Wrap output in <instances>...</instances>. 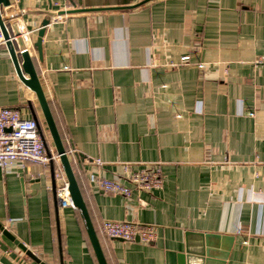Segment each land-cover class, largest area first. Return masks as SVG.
Wrapping results in <instances>:
<instances>
[{
	"label": "crops",
	"instance_id": "crops-1",
	"mask_svg": "<svg viewBox=\"0 0 264 264\" xmlns=\"http://www.w3.org/2000/svg\"><path fill=\"white\" fill-rule=\"evenodd\" d=\"M10 2L32 45L49 20L30 56L106 263L176 264L190 233L229 246L224 264H264V0ZM0 108L36 120L54 149L6 46ZM124 164H158L162 188L124 198L92 182L127 185ZM52 166L0 169V224L40 260L0 231V264H98L79 212L56 203ZM103 221L153 224L157 237L110 240Z\"/></svg>",
	"mask_w": 264,
	"mask_h": 264
},
{
	"label": "built area",
	"instance_id": "built-area-1",
	"mask_svg": "<svg viewBox=\"0 0 264 264\" xmlns=\"http://www.w3.org/2000/svg\"><path fill=\"white\" fill-rule=\"evenodd\" d=\"M136 1L141 3L143 0ZM12 9L14 11L13 6ZM1 17L9 40L13 41L14 38L6 16L2 13ZM61 19L60 16L53 17L51 22H57ZM18 27L20 37L30 53L33 50L31 32L24 29L19 23ZM5 43L6 40L0 28V47L5 46ZM186 61H188V57L181 58L182 63ZM179 65L170 63L169 67L176 68ZM199 68H202V65H199ZM17 162L43 166H48L50 163L59 164L55 150L53 148H46L43 135L38 128L36 120L23 118L17 109L0 108V169L7 171ZM95 164L101 165L100 160H96ZM55 179L58 182L56 185V197L59 205L61 207H72L67 189L68 184L60 166L55 171ZM123 180L127 185L116 180L92 178V182L100 191L124 198H129L132 190L149 194L153 190L162 188V174L158 164H146L141 169L133 172L130 171L129 164H124ZM101 233L110 240H120L123 242L139 241L143 244H151L156 240L157 227L153 224L103 221Z\"/></svg>",
	"mask_w": 264,
	"mask_h": 264
},
{
	"label": "water",
	"instance_id": "water-1",
	"mask_svg": "<svg viewBox=\"0 0 264 264\" xmlns=\"http://www.w3.org/2000/svg\"><path fill=\"white\" fill-rule=\"evenodd\" d=\"M144 3V2H143ZM1 10H3L4 15L7 18V22L14 38L13 41L9 40L8 33L5 29L3 19L1 17ZM49 24V20H44L41 24V29L37 33V39L33 43V48L37 51L39 59L41 58V42L45 31V28ZM0 28L6 40L5 46L7 47L15 65V69L18 75L21 77V71L27 75L28 84L31 90L34 92L38 106L40 108L44 123L46 125L49 137L53 144L54 150L58 156L59 164L64 173L67 181V189L69 197L71 200L72 207L79 212V215L84 223L85 231L87 234L88 241L96 258L98 264H107L99 238L95 232L93 224L91 222L86 204L83 200L77 179L75 177L74 171L72 169L71 162L69 160L66 149L63 145L62 139L58 132L56 123L54 121L53 115L51 113L48 101L45 97L41 82L39 80L33 58H31L30 53L26 45L24 44L22 38L20 37L19 27L16 20V15L12 9L10 0H0ZM12 42H15L22 59L21 67L16 63L14 52L12 49ZM21 69V70H20ZM53 164V163H51ZM51 178H52V191L55 196V200L58 206L59 201L56 197V179L53 166L51 168ZM0 231L3 232L4 236L9 240L14 241L28 256L34 259L36 262L40 263V260L34 256L30 251H27L26 247L19 244L17 241L9 235L8 231L1 226ZM218 236L204 235V234H186V242L184 251L177 255L176 264H224L227 260L229 246L226 248H219ZM225 240V239H222ZM219 250V251H218ZM41 264H46L42 262Z\"/></svg>",
	"mask_w": 264,
	"mask_h": 264
},
{
	"label": "bare ground",
	"instance_id": "bare-ground-1",
	"mask_svg": "<svg viewBox=\"0 0 264 264\" xmlns=\"http://www.w3.org/2000/svg\"><path fill=\"white\" fill-rule=\"evenodd\" d=\"M4 14V13H3Z\"/></svg>",
	"mask_w": 264,
	"mask_h": 264
}]
</instances>
